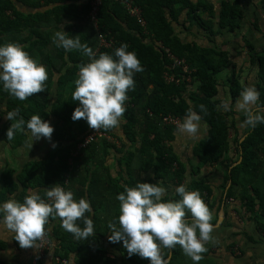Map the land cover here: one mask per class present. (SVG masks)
I'll return each instance as SVG.
<instances>
[{
	"label": "trees",
	"instance_id": "trees-1",
	"mask_svg": "<svg viewBox=\"0 0 264 264\" xmlns=\"http://www.w3.org/2000/svg\"><path fill=\"white\" fill-rule=\"evenodd\" d=\"M62 1L46 0L45 5L51 6L47 12L26 16L17 12L14 3L10 0H0V46L8 43L23 45V49L31 54L33 59H36L34 53L41 52V50L37 51L34 48L36 36L38 34L41 36V32H37V27H51L52 15L58 16L57 25L64 23L65 19L62 17L67 19L72 17V13L68 11L66 5H64L66 11L62 15L58 9L53 7L54 5L59 6ZM91 1L89 0V3ZM124 2H130L133 6L139 7L141 16L146 22L145 29L137 23L135 18L129 15L125 5H123ZM260 3L264 9V0H260ZM176 7L177 9H175ZM186 7L189 8L190 18L194 21L199 20V5L192 7L188 0H103L98 14L97 28L89 19L90 8L88 5L86 10L73 15L82 24L80 28L78 27L81 32L71 33L68 37L79 36L82 44L86 43L92 48L97 59L102 53L112 55L114 59H117L115 50L120 48L122 44H127V51L134 52L140 60L141 66L145 69L142 73L134 74L135 86L134 89L128 91L129 99L125 102L126 111L122 117L125 121L124 133L128 142L137 146L135 151L130 152L125 160L129 176L131 171H137L140 176L150 170L154 171L155 177L146 180L145 183H159L163 187L172 181L177 182V187L184 185L188 191H199L202 199L213 213L214 207L210 200L213 193L211 186L195 180L191 181L189 185H185L186 168L173 154L170 147L177 128L161 124L164 116L167 115H175L184 119L188 109L191 108L201 115L202 120L208 126L207 138L195 147L194 156L199 159L202 166L217 164L223 167L225 171L224 199L227 200L234 196L236 187L241 189V198L245 206L254 216L259 228L264 232V124H258L254 129L249 126L239 128L237 120L229 121L230 114L228 112L217 111V105L220 104L218 100V76L230 66L228 53L202 50L196 46L180 42L174 35L169 18L175 20L182 9ZM166 9H170L169 16L166 14ZM8 11H10V15H7ZM204 11L208 13L209 20L202 21L201 26L211 30L213 11L207 9L206 6H204ZM242 17L243 12L239 0L226 3L223 7L219 27L220 29L235 31L239 28ZM99 33L110 44L108 47H100ZM166 50H169L176 58L183 60L189 67L191 74H184L180 67L174 66V62L169 58ZM248 51L252 63L258 68L257 90L260 93L258 105L260 109L264 110V51L258 53L252 45L248 47ZM54 54L61 60V63L46 65V69L53 71V75L55 73L60 75L57 81L60 91L68 92L71 74L77 75L79 66L91 61L79 50L67 52L61 48L56 49ZM66 57L77 65H67L65 63ZM166 74L174 76V80L167 81V78L165 79ZM188 76L191 77V81H188ZM192 85L196 87L195 91L190 90ZM52 86L53 82L47 80L44 92L21 101L6 92L3 82L0 81V106L6 107V110L2 111L1 114L7 115L9 111L19 109L20 117L25 120V130H27V122L33 115H39L48 122L49 93ZM227 86L231 105L234 106L245 88L235 71L228 76ZM69 94L65 98L64 94L61 93L58 99V103H63L66 109L64 115L60 117L68 129L55 128L57 133L62 134L55 135L59 136L61 141L71 142L68 145V151L60 160L61 171L69 169L72 151L89 130L86 120H72L76 108L74 104L79 102L73 100L72 92ZM185 94H188V97H185ZM201 104L207 107V114L200 111L199 106ZM245 119V116L242 117L241 122ZM102 130L110 131V129ZM97 144V141L91 143L83 151V157L88 156L87 154L91 153ZM231 146L235 148L234 157L228 156ZM241 157V163L233 166ZM200 165L194 172H199ZM54 178L58 180V182H54V185H64L65 179L59 172L54 174ZM230 181L231 185L226 190ZM94 182L95 180L92 178L87 189L89 192H87L90 194L88 197L92 204H98V197L94 198L91 195ZM138 183L136 178L130 177L129 181H125L124 186L119 185L115 193H112V201L101 207L103 212L100 211V208H95L92 213H87L86 216L94 222L95 236L86 241L66 242L63 240L68 245L63 244L61 249L56 251V257L65 260V257L70 253H76V264H117L116 258L107 257L109 254L115 256L117 253L120 256L121 264H151L149 260L138 255L129 257L123 247V242L113 244L108 240L111 235V230L108 228L109 222L118 223L117 227H119L120 202L116 199L117 195L124 192L126 187H135ZM38 185L39 183L36 184V186ZM180 199L182 198L175 193L173 197H164L163 202L179 201ZM187 218L191 222L190 213H188ZM217 218L218 211H216L215 219L211 223L216 222ZM104 222H107L106 245L105 242H101L105 239L106 234L99 232V224ZM80 223L84 227L82 221H77L78 225ZM171 252L172 258L169 264L178 259L180 255L179 245L171 250L164 249L165 259H168Z\"/></svg>",
	"mask_w": 264,
	"mask_h": 264
},
{
	"label": "crops",
	"instance_id": "crops-1",
	"mask_svg": "<svg viewBox=\"0 0 264 264\" xmlns=\"http://www.w3.org/2000/svg\"><path fill=\"white\" fill-rule=\"evenodd\" d=\"M10 1L14 3L17 12L26 16L43 14L51 8V6L45 5L46 0ZM188 1L192 7L199 5V20H192L189 15V8L186 7L182 9L175 20L169 18V21H171L174 35L182 44L196 46L202 50L225 51L228 53L230 66L218 76V100L220 103L222 100H230L227 78L234 71L239 75L240 81L245 87L254 86L257 89L258 68L252 63L248 47L254 46L258 53L264 51V9L260 0H239L243 17L239 22V28L235 31H228L219 27L224 5L234 0ZM64 5H66L68 11H71L72 17L68 19L62 17V19H65L64 23L57 25L58 16L52 15L51 27H37V32H41V36L39 34L36 36L34 48L37 51L41 50V52L34 53L36 55V59H34L38 63L45 65V67L46 65L61 63V60L54 54L56 49H61V47H57L53 40L54 34L58 31H65L69 36L71 33L81 32L78 27L80 28L82 24L73 15L80 14L81 11L88 8V5L90 8L89 0H63L59 6L54 5L53 7L58 9L61 12L60 15H62L66 11ZM123 5L125 4L123 3ZM204 6L213 11L211 30L201 26L202 21L209 20V15L204 11ZM166 14L167 16L170 15V9H166ZM7 15H10V11H8ZM29 55L33 57L31 54ZM65 63L67 65H77L70 61L68 57L65 58ZM47 71L48 81L51 80L53 82L52 90L49 93L48 106V122L54 128L51 141L47 138H42L38 141L33 140L34 144L32 149H30L25 146L28 136L19 131H17L13 140H7L6 133L12 121L6 119L5 114H1L2 111L6 110V107L0 106V205L7 202L10 198L23 203L25 197L31 193H37L47 200L46 191L54 185V182H58L57 178H54V174L59 172L65 179V183L67 182L66 191H72L74 199L78 201L80 198L85 197L90 202L93 211L95 208H100V211L103 212L104 210L101 207L112 201V196L119 185L124 186L125 181H129L132 176L139 183H145L146 180H151L155 177V172L150 170L140 176L137 171H131L129 176L125 160L130 152L135 151L137 146L128 142L124 133L125 121L123 118L117 128L110 129L109 132L102 130L105 136L97 141L98 144L91 153L87 154L88 156L83 157L82 155L73 161L69 160V169L61 171L60 160L68 151V145L71 142L61 141L59 136L55 135H62L57 133L55 128L68 129L60 117L64 115L66 109L63 103H58V99L61 93L64 94L65 98L70 95L69 92H72L73 95L79 71L77 75H70L71 83L68 86V92L60 91L57 84L60 75L57 73L53 75V71ZM170 77V75L166 74L165 79L167 78V81H170ZM195 89V86H190L191 91H195ZM185 97H188V94H185ZM74 106L79 107L80 105L75 103ZM228 113L230 114L229 121L237 120V126L245 128L243 122H241V118L245 115L238 111L235 105H231ZM180 119L183 123L184 119ZM176 128L175 138L170 147L173 154L178 157L186 168L185 185H189L193 180L202 181L210 185L213 190L210 199L214 207L213 219H215L216 211H218L217 221L212 223L215 228L212 236L216 242L206 245L208 250L202 254L203 259L199 264H264V232L259 228L254 216L245 206L241 198L242 190L236 187L234 196L226 200L224 199L225 171L223 167L215 164L213 166L205 165L198 170L199 172H194L195 169H192V164L197 167L201 164L199 159L194 156V149L202 140L207 138L208 126L201 120L200 131L190 141H185L184 135L186 134L179 133L178 127ZM25 132H28V130H25ZM53 145H56V147H53ZM228 156H235L234 146H231ZM85 159L86 161H84ZM92 178L95 182L91 195L94 198L98 197V204H92L88 197L90 194L87 189ZM85 181L86 183H84ZM37 183H39L38 186H36ZM230 185L231 183L228 184L226 190ZM163 187L167 189L164 197H173L176 193L177 182L170 181ZM105 209L107 210L106 207ZM221 212H223V220L219 223L218 219ZM2 220L3 214L0 213V264H60L55 254L57 250L61 249L63 244L68 245L63 240H66V242H78L73 234L61 227L59 217L55 219L49 218L47 231L51 246L39 258L38 247L21 248L19 242L15 240V233L8 230ZM111 220L113 219L111 218ZM79 226L83 227L81 223ZM106 227L107 222L99 224L100 234H106L105 239L101 241L105 242V245L107 239ZM111 252L114 251L111 250ZM182 253L181 248L180 255ZM107 257L110 259L116 258L117 264H121L120 256L117 253L115 256L109 254ZM65 258V260H62V264H76L77 254L70 253Z\"/></svg>",
	"mask_w": 264,
	"mask_h": 264
},
{
	"label": "clouds",
	"instance_id": "clouds-1",
	"mask_svg": "<svg viewBox=\"0 0 264 264\" xmlns=\"http://www.w3.org/2000/svg\"><path fill=\"white\" fill-rule=\"evenodd\" d=\"M53 40L57 47L67 52L79 50L91 61L79 66L72 98L80 106L75 108L72 120H86L94 130L117 128L126 111L128 91L135 86L134 74L145 71L136 54L127 51V44H122L115 50L117 59L103 53L97 59L92 48L82 44L79 36L69 38L65 31H58ZM47 80L46 67L33 59L22 46L16 43L0 46V81L11 96L27 100L44 92ZM259 98L260 93L254 86H246L240 93L235 107L246 117L243 126L254 129L258 124H264V110L258 105ZM199 108L201 112L208 113L205 105L201 104ZM230 109V100H222L217 105V111L228 112ZM6 119L12 121L6 133L7 140H13L19 131L28 136L25 146L30 149L33 140L47 138L51 141L54 128L39 115L31 116L27 122L28 132H25V120L20 117L19 109L9 111ZM201 120V115L189 108L178 132L195 137L201 129ZM175 191L182 199L163 202L167 189L159 183H138L135 187H126L116 197L120 202L119 227L115 222H109V242H123L129 257L138 255L151 264H169L170 256L165 259L164 249L171 250L179 245L186 256L199 264L202 254L208 250L206 245L216 242L212 236L215 230L211 223L213 213L199 191H188L184 185ZM46 197L50 202L37 193H31L23 203L10 198L0 205L2 223L15 233V240L21 248L38 247L36 242L42 241L48 233L50 217H59L61 227L77 240L95 236L94 222L86 216L93 212L87 199L77 201L72 191H66L59 184L47 190ZM188 213L191 214V222L187 218ZM77 221H82L84 227L81 228Z\"/></svg>",
	"mask_w": 264,
	"mask_h": 264
},
{
	"label": "built area",
	"instance_id": "built-area-1",
	"mask_svg": "<svg viewBox=\"0 0 264 264\" xmlns=\"http://www.w3.org/2000/svg\"><path fill=\"white\" fill-rule=\"evenodd\" d=\"M103 0H92L90 3V12H89V19L94 24V26L97 28L98 23V14L100 12V8L102 6ZM125 7L129 13V15L137 20V23L142 27L146 28V22L141 16V11L139 7L133 6L130 2H124ZM99 40H100V47H108L110 44L106 41L105 37L99 33ZM168 53L169 58L174 62V66L180 67L182 70V73L190 75L191 71L189 67L184 63L183 60H180L176 58L174 55H172L169 50H166ZM188 81H191V77L188 76ZM171 80H174V76L170 77ZM161 124L163 126H174L178 127L180 124H182V121L179 117L176 116H166L163 118ZM105 136V133L102 132V129L94 130L90 128V130L87 132V134L80 139V142L77 144L75 149L71 153V159L70 161H73L75 158H79L83 151L86 150L91 143L94 141H99L102 137ZM176 166V164H175ZM67 185V182L64 183V185H60L65 188ZM66 190V188H65ZM50 202V201H48ZM39 253L38 257L41 258L45 251L50 246V239L48 233L45 235L44 239L42 241H37ZM58 261L63 262L61 259L57 258ZM65 262V261H64Z\"/></svg>",
	"mask_w": 264,
	"mask_h": 264
},
{
	"label": "rangeland",
	"instance_id": "rangeland-1",
	"mask_svg": "<svg viewBox=\"0 0 264 264\" xmlns=\"http://www.w3.org/2000/svg\"><path fill=\"white\" fill-rule=\"evenodd\" d=\"M220 76H221V75H220ZM191 138H192V137H189V136H187V135H184V139H185V141H187V140L190 141ZM192 165H193L194 169L197 168V166H194V164H192ZM199 167L201 168V167H203V166L200 165ZM50 246H51V244H50ZM50 246H49V248H50ZM49 248H48V249H49ZM180 249H181V246H179V250H180ZM182 252H183V253L178 257V259L175 260L172 264H195V262L192 261L190 257H188V256H186V255L184 254L183 249H182Z\"/></svg>",
	"mask_w": 264,
	"mask_h": 264
},
{
	"label": "water",
	"instance_id": "water-1",
	"mask_svg": "<svg viewBox=\"0 0 264 264\" xmlns=\"http://www.w3.org/2000/svg\"><path fill=\"white\" fill-rule=\"evenodd\" d=\"M242 141H243V139H242ZM241 161H242V157L239 159V161H238L236 164H234V166H237L238 164H240ZM230 183H231V181H230ZM222 220H223V212H221V213L219 214L218 222L220 223ZM169 256H170V259H171V258H172V252L169 254ZM168 259H169V257H168ZM169 261H170V260H169Z\"/></svg>",
	"mask_w": 264,
	"mask_h": 264
}]
</instances>
